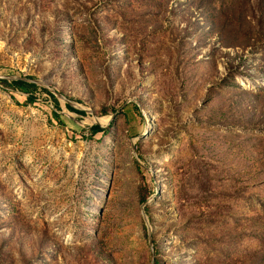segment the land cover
Masks as SVG:
<instances>
[{"label": "rangeland", "instance_id": "rangeland-1", "mask_svg": "<svg viewBox=\"0 0 264 264\" xmlns=\"http://www.w3.org/2000/svg\"><path fill=\"white\" fill-rule=\"evenodd\" d=\"M258 4L0 0V264H264Z\"/></svg>", "mask_w": 264, "mask_h": 264}, {"label": "trees", "instance_id": "trees-1", "mask_svg": "<svg viewBox=\"0 0 264 264\" xmlns=\"http://www.w3.org/2000/svg\"><path fill=\"white\" fill-rule=\"evenodd\" d=\"M262 1V4L259 6V4H258V9H259V11L261 12V13H264V0H261ZM262 23V22H261ZM260 33L262 34V35H264V30L263 29H261L260 30ZM1 82H3V83H5V84H7L8 82L6 81V80H1ZM14 83L16 84V85H19V86H24V87H33V88H35V87H37L35 84H30V83H28V82H25V81H14ZM46 92H48L56 101H57V99H56V97L51 93V92H49L48 90L46 91ZM67 107H68V109H70L71 111H74V112H77L70 104H67ZM80 113H82V114H85V112H81L80 111ZM104 130L100 127V126H94L93 128H92V132H91V136H95V135H97L98 133H101V132H103Z\"/></svg>", "mask_w": 264, "mask_h": 264}, {"label": "water", "instance_id": "water-1", "mask_svg": "<svg viewBox=\"0 0 264 264\" xmlns=\"http://www.w3.org/2000/svg\"><path fill=\"white\" fill-rule=\"evenodd\" d=\"M1 78V77H0ZM25 80V79H24ZM35 84H39V85H41L42 84V82H40V81H38V80H34L33 81ZM51 92H54L59 98H61L62 100H64V101H66V102H68L60 93H58L57 91H55V90H51ZM98 124H100V123H98ZM145 214V213H144ZM146 216V215H145ZM151 245H152V240H151ZM152 258H154V254H152Z\"/></svg>", "mask_w": 264, "mask_h": 264}, {"label": "bare ground", "instance_id": "bare-ground-1", "mask_svg": "<svg viewBox=\"0 0 264 264\" xmlns=\"http://www.w3.org/2000/svg\"><path fill=\"white\" fill-rule=\"evenodd\" d=\"M100 124H102V123H100ZM102 125H107V123H103Z\"/></svg>", "mask_w": 264, "mask_h": 264}]
</instances>
